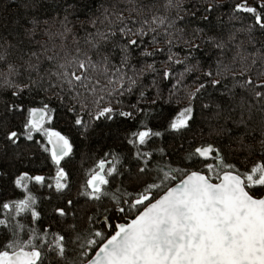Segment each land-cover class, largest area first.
<instances>
[{
    "label": "snow or ice",
    "instance_id": "snow-or-ice-1",
    "mask_svg": "<svg viewBox=\"0 0 264 264\" xmlns=\"http://www.w3.org/2000/svg\"><path fill=\"white\" fill-rule=\"evenodd\" d=\"M0 264H264V0H0Z\"/></svg>",
    "mask_w": 264,
    "mask_h": 264
},
{
    "label": "trees",
    "instance_id": "trees-1",
    "mask_svg": "<svg viewBox=\"0 0 264 264\" xmlns=\"http://www.w3.org/2000/svg\"><path fill=\"white\" fill-rule=\"evenodd\" d=\"M221 2H224V0H221Z\"/></svg>",
    "mask_w": 264,
    "mask_h": 264
}]
</instances>
